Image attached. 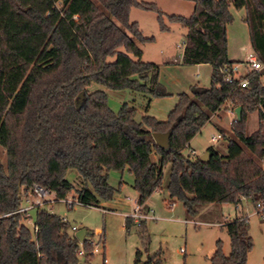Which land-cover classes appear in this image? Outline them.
Listing matches in <instances>:
<instances>
[{
	"label": "trees",
	"instance_id": "obj_1",
	"mask_svg": "<svg viewBox=\"0 0 264 264\" xmlns=\"http://www.w3.org/2000/svg\"><path fill=\"white\" fill-rule=\"evenodd\" d=\"M185 1L195 3L192 16H167L188 31L181 62L210 65L212 82L209 88L195 85L179 95L168 119L159 121L151 116L138 120L137 108L128 103L114 112L107 93L128 90L149 102L169 96L159 82L160 66L143 62V51L133 40L152 39L130 21L133 8L154 12L161 31H169L155 4L0 0V146L7 157L6 165L0 158V264H90L95 256L88 240L81 246L72 225L47 205L36 211L35 239L19 235L26 217L15 212L35 186L58 200L74 192L81 203L99 206L119 191L110 183V172L128 170L144 208L156 191H164L169 166L170 203L181 202L190 216L209 204L247 201L256 207L264 202V127L245 133L248 113L259 110L264 122V69L245 77L246 88L227 84L221 72L236 64L228 58L231 7L246 11L253 52L264 65V0ZM231 105L242 107L243 117L233 123L235 139H228L227 153L211 147L206 163L185 154L211 115ZM169 131L167 151L156 145L153 134ZM71 171L77 174V186L67 178ZM260 216L264 220V211ZM125 224L127 231L136 225L129 217ZM145 226L146 220L138 225L145 251L138 250L134 264H163L161 254L147 251ZM225 228L231 253L226 256L218 241L211 264H248L254 248L248 220L236 218Z\"/></svg>",
	"mask_w": 264,
	"mask_h": 264
},
{
	"label": "rangeland",
	"instance_id": "obj_2",
	"mask_svg": "<svg viewBox=\"0 0 264 264\" xmlns=\"http://www.w3.org/2000/svg\"><path fill=\"white\" fill-rule=\"evenodd\" d=\"M148 4H155L165 14L164 23L169 31H161L158 14L150 11L133 8L130 16L131 23H138L139 29L146 39L142 43L133 38L136 45L143 51V62L159 64L161 67L159 82L169 93L165 98L153 99L149 112L142 109L146 103L141 97L137 99V119L151 116L159 121L167 120L172 110L176 107L179 95L189 93L192 86L199 85L204 88L211 86V66H185L183 57L187 29L181 24L171 23L167 16L178 15L192 16L195 3L185 0H143ZM233 22L227 25L228 58L241 64L252 53L249 27L244 21L245 10L230 9ZM245 17V18H244ZM109 61H115V58ZM175 61V62H174ZM168 62H171L167 64ZM243 71V67L241 68ZM199 77V78H198ZM264 84V77L261 79ZM92 90H94L92 88ZM109 106L114 112H119L124 103L131 101L130 91H107ZM146 104H144L145 106ZM140 107V108H139ZM235 108L221 109L211 115V121L206 124L201 132L191 141V148L196 156H202L209 148H214L221 154L227 153L228 139H235L233 123L235 121ZM259 110L248 113L245 133L251 135L256 132L261 123ZM243 117V115H242ZM222 135L223 138L213 142V136ZM190 154V149L185 150ZM0 158L7 164L6 153L0 146ZM156 159V158H155ZM264 167V161L262 163ZM170 167L165 169L164 191H156L146 202L150 216L154 219L146 220V231L149 237L147 251L149 254H161L163 264H211V259L216 252L217 242H222V249L226 256L231 253V241L226 231L225 224L236 219L237 216L248 220L250 234L254 240V248L249 254L248 264H264V220L257 214V208L252 204L235 206L233 204H209L198 209L196 216H190L181 202L170 206V198L166 191L169 181ZM110 183L118 189L114 199L104 202L99 208L76 206L69 210L66 204L51 202L47 210L56 215H67L70 224L79 229H87L93 233L89 239L96 244L104 243L105 254L108 260L104 262L102 253L96 254L90 264H134L138 250L145 251L140 237L138 225L130 231L125 229L127 216L134 213L138 201V193L132 188V176L128 170L111 171ZM68 180L75 186L78 185L77 174L71 171ZM69 198L75 197L71 193ZM53 195L47 201H53ZM128 199H132L130 202ZM50 203V202H49ZM106 203V204H105ZM128 214V215H126ZM32 221L24 220L19 229V235L35 239L34 224L36 212L31 213ZM249 216V219H248ZM188 220L189 223H185ZM223 223L222 225H220ZM102 234H98V231ZM184 250V254L181 253Z\"/></svg>",
	"mask_w": 264,
	"mask_h": 264
},
{
	"label": "built area",
	"instance_id": "obj_3",
	"mask_svg": "<svg viewBox=\"0 0 264 264\" xmlns=\"http://www.w3.org/2000/svg\"><path fill=\"white\" fill-rule=\"evenodd\" d=\"M186 45V44H185ZM243 67V71L241 68ZM264 69V65L258 60V57L254 52L248 55L247 59L245 62L241 64H235L231 67H225L221 72L224 76V81L229 84H235L238 82L239 87L241 88H246L249 85L248 79L245 77L251 73V72H259ZM223 138L222 135L219 136H213L212 140L213 142H217L219 139ZM189 148V147H188ZM191 155L196 157L197 152L194 150H190ZM54 197L53 201L49 202H61L66 204L69 210H74L76 206H85L88 208H99V206L95 205H85L81 203L78 199V197H72V198H65L62 200H58L56 197V194L51 192L48 189H45L41 186H35L33 190L28 194V196L23 197V204L22 206L15 212V214H22L25 215L26 220L32 221V212H36L39 208L45 207L48 203L47 198L52 196ZM129 201H133L132 199H128ZM257 208V214L260 215L264 211V202H259L256 205ZM60 220L64 223H70L68 216L67 215H58ZM129 218L133 219L134 223L136 225H139L142 220H147V219H154L155 217H149V215H146L143 213V208L138 204H136V208L134 210V213L131 216H128ZM263 219V217H261ZM241 220H247L246 218H241ZM185 223H189V221H185ZM79 230V228L75 225L71 227L72 233H76ZM37 226L36 223L34 224V232L35 235L37 234ZM88 240V244L93 247L92 254L96 255L102 252V249L100 248V244L94 243L91 239L86 238ZM81 246H83L84 242H80ZM181 253L184 254V250H181ZM79 256L83 257L84 256V249L82 248L81 251L79 252Z\"/></svg>",
	"mask_w": 264,
	"mask_h": 264
},
{
	"label": "water",
	"instance_id": "obj_4",
	"mask_svg": "<svg viewBox=\"0 0 264 264\" xmlns=\"http://www.w3.org/2000/svg\"><path fill=\"white\" fill-rule=\"evenodd\" d=\"M234 113H235L236 120L238 122H241L242 114H243L242 107L236 108ZM171 136H172V131H169L167 133H154L153 139L157 146L168 151L170 149L169 143H170ZM210 158H211V154L209 152H206L205 154L201 156V160L205 163L208 162ZM91 235H92V232L88 231L87 229H81L75 234L78 241L82 243L85 241L87 237Z\"/></svg>",
	"mask_w": 264,
	"mask_h": 264
},
{
	"label": "crops",
	"instance_id": "obj_5",
	"mask_svg": "<svg viewBox=\"0 0 264 264\" xmlns=\"http://www.w3.org/2000/svg\"><path fill=\"white\" fill-rule=\"evenodd\" d=\"M132 12V11H131ZM245 15H246V11H245ZM130 16H131V14H130ZM245 18V17H244ZM246 19V18H245ZM245 19H244V21H245ZM247 24V23H246ZM253 49V48H252ZM253 52V51H252ZM230 60V59H229ZM175 62V61H174ZM169 63H171V62H168L167 64H169ZM159 65V64H158ZM160 66V65H159ZM203 66H206V65H197L196 67H198V68H201V67H203ZM207 66H210V65H207ZM161 68V67H160ZM211 75H212V73H211ZM199 78V77H198ZM130 94H131V101L130 102H128V104H130V105H133V106H135L136 108H138L137 107V99L139 98V97H141L146 103H144V104H146L145 106H144V104H142V106H140V107H142V109H144L145 110V112H149V110H150V107H151V105H152V102L153 101H151V102H149V98L147 97V96H144V95H142V94H139V93H134V92H131L130 91ZM181 95V94H180ZM178 102H179V99H178ZM178 102H177V104H178ZM139 107V108H140ZM229 108V107H228ZM162 121H165V120H162ZM189 149L190 150H194L193 148H191V144H190V146H189ZM195 151V150H194ZM132 184H133V179H132V182H131V186H132ZM130 202H132V201H130ZM106 204V203H105ZM244 204H248V202L247 201H243L241 204H240V206H243ZM51 205V202L49 203H47V207H49ZM170 206L171 207H174L175 206V203H173V204H170ZM50 208V207H49ZM149 209H148V206H147V204L145 205V207L143 208V213L144 214H146V215H149ZM126 215H128V214H126ZM128 217V216H127ZM126 217V218H127ZM149 217H154V216H150L149 215ZM236 218H244V217H241V216H237ZM152 219V218H151ZM248 219H249V216H248ZM186 221H188V220H186ZM223 223H221L220 225H222ZM227 224V223H226ZM225 224V225H226ZM125 229H126V224H125ZM81 229H79L78 231H80ZM77 231V232H78ZM89 231V230H88ZM76 232V233H77ZM75 233V234H76ZM98 234H102V231L100 230V231H98ZM101 246H100V248L102 249V254H103V256H104V262L105 263H107L108 262V260H107V258H106V254H105V250L103 249V243H101L100 244Z\"/></svg>",
	"mask_w": 264,
	"mask_h": 264
}]
</instances>
